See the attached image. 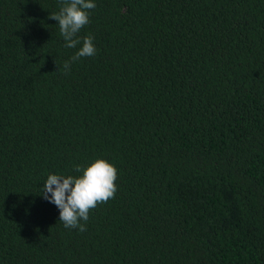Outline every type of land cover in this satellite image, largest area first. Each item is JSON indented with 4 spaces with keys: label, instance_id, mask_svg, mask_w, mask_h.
<instances>
[{
    "label": "trees",
    "instance_id": "trees-1",
    "mask_svg": "<svg viewBox=\"0 0 264 264\" xmlns=\"http://www.w3.org/2000/svg\"><path fill=\"white\" fill-rule=\"evenodd\" d=\"M94 2L65 73L61 0H0V264H264V0ZM97 158L65 228L43 184Z\"/></svg>",
    "mask_w": 264,
    "mask_h": 264
},
{
    "label": "clouds",
    "instance_id": "clouds-1",
    "mask_svg": "<svg viewBox=\"0 0 264 264\" xmlns=\"http://www.w3.org/2000/svg\"><path fill=\"white\" fill-rule=\"evenodd\" d=\"M95 7L94 0H61L59 12L50 13L49 19L58 21L66 48L74 49L82 44L74 56L64 62L65 73L70 71L73 62L96 54L93 36L87 35L82 39L78 36L90 22V10ZM75 171L82 172V175L49 174L43 184L42 196L60 210L59 220L65 228L84 232L90 210L115 197L118 173L112 163L102 158L95 159L87 166L77 165Z\"/></svg>",
    "mask_w": 264,
    "mask_h": 264
}]
</instances>
